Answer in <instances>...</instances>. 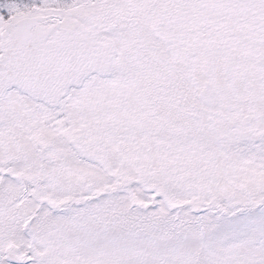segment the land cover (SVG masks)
Instances as JSON below:
<instances>
[{
	"label": "snow or ice",
	"instance_id": "1",
	"mask_svg": "<svg viewBox=\"0 0 264 264\" xmlns=\"http://www.w3.org/2000/svg\"><path fill=\"white\" fill-rule=\"evenodd\" d=\"M0 264H264V0H0Z\"/></svg>",
	"mask_w": 264,
	"mask_h": 264
}]
</instances>
